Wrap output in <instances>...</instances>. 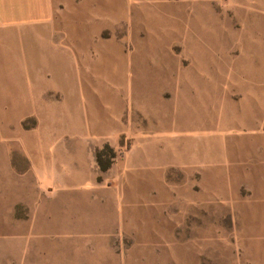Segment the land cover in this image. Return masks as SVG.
I'll list each match as a JSON object with an SVG mask.
<instances>
[{
    "label": "rangeland",
    "instance_id": "rangeland-1",
    "mask_svg": "<svg viewBox=\"0 0 264 264\" xmlns=\"http://www.w3.org/2000/svg\"><path fill=\"white\" fill-rule=\"evenodd\" d=\"M81 1L50 0V55L0 26V204L70 198L50 264H264V0ZM26 211L0 264L48 259Z\"/></svg>",
    "mask_w": 264,
    "mask_h": 264
},
{
    "label": "crops",
    "instance_id": "crops-1",
    "mask_svg": "<svg viewBox=\"0 0 264 264\" xmlns=\"http://www.w3.org/2000/svg\"><path fill=\"white\" fill-rule=\"evenodd\" d=\"M67 1L70 5L74 0ZM93 1L94 0H91V3H93ZM80 2L82 1L80 0ZM93 5L91 8L93 7L96 9L98 7L97 5H95V7ZM0 26L5 27L6 30H12L15 28L22 29L23 27H26L27 29L29 26V28L32 30V38L30 41L33 44L32 48L36 50V54L38 55V49H42L47 50L48 54L50 55V47H53L50 45V0H0ZM45 29L48 32L46 37H44L43 33L39 34V30ZM18 67V70L21 72H33L36 74L52 71L50 67L39 65H19ZM35 78H43V76H37ZM18 95L19 98H34L31 91H29V93L23 92ZM6 96H10V94H7ZM54 169L55 168L50 165V181H53L56 177L54 174ZM32 171L35 174L34 170ZM68 201H70V198L60 193H34L26 198H6L0 204V210H5L4 215L7 217H12L14 216L16 205L24 204L26 206V214L21 218H15L13 225L14 229L7 228L6 230L30 235L31 237V234H43L42 237H40L41 239H39L41 244H32L34 243L32 241L33 239H30L31 241H24L25 239H29L28 237L17 239V241L21 240L19 241L20 248L37 247L48 249V252L46 251V256L48 259H46L44 264H50V246L56 247L64 245L61 244L62 242L57 241V238H51L50 234L71 232L73 230L71 229L68 222L69 220H67L66 217V215L69 214V211L67 210ZM77 212L79 214V216H77V225L80 226L86 222L85 219L87 212ZM50 242L53 243V245H50Z\"/></svg>",
    "mask_w": 264,
    "mask_h": 264
},
{
    "label": "trees",
    "instance_id": "trees-1",
    "mask_svg": "<svg viewBox=\"0 0 264 264\" xmlns=\"http://www.w3.org/2000/svg\"><path fill=\"white\" fill-rule=\"evenodd\" d=\"M105 168V166H103V169Z\"/></svg>",
    "mask_w": 264,
    "mask_h": 264
}]
</instances>
